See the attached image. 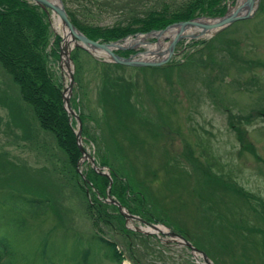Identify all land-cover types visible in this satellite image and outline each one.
<instances>
[{
  "label": "rangeland",
  "instance_id": "rangeland-1",
  "mask_svg": "<svg viewBox=\"0 0 264 264\" xmlns=\"http://www.w3.org/2000/svg\"><path fill=\"white\" fill-rule=\"evenodd\" d=\"M161 1L91 0L90 4L84 0L70 8L85 22L107 27L144 15ZM259 1L262 5L251 18L233 25L220 43L194 56L196 64L202 58L206 61L205 68L185 65L168 78L161 71L114 73L132 83L130 117L125 108L121 119L113 110L109 111L112 118L106 119L99 100L102 69L92 61L101 58L81 51L80 85L71 88V98L80 93L85 118L81 129L87 137L81 136L80 145L101 170L111 173L113 167L124 175L123 181L132 191L141 192L148 201L143 209L146 217L132 215L187 235L215 264H264L261 238L249 237L253 232L244 224L245 220L249 225L248 221L257 223L254 217L260 226L262 221L230 186L235 182L264 203V116L260 114L264 111V0ZM49 22L51 31L62 36L51 15ZM154 39L147 38L148 45L133 48V56L139 59L147 54V47L157 43ZM209 40H180L168 64H182L186 54L203 48L198 43ZM169 42L163 40L164 45ZM58 75L66 86L67 74L59 70ZM0 88H9L2 95L15 96L9 94L14 90L1 69ZM23 108L24 116L14 122L0 106V153L15 166L4 172L10 179H0V237L11 245L10 252L1 254L0 264H205L186 247L172 243L161 229L144 235L137 229L148 227L131 220L124 221L125 229L137 235L122 234L113 225L94 226L75 183L82 184L88 171L94 170L91 162L81 157L77 165L80 176L76 181L69 178L64 170L67 159L54 138L38 127L26 105ZM244 144L255 155L243 149ZM100 150L109 166L99 165ZM9 187L39 203L32 204V210L28 204H7L3 197ZM88 188L91 192L93 188L88 185L85 189L90 205L94 196ZM111 200L105 197L102 202L113 205ZM95 236L113 242L123 261L109 260L106 255H113L112 248L92 241Z\"/></svg>",
  "mask_w": 264,
  "mask_h": 264
},
{
  "label": "trees",
  "instance_id": "trees-1",
  "mask_svg": "<svg viewBox=\"0 0 264 264\" xmlns=\"http://www.w3.org/2000/svg\"><path fill=\"white\" fill-rule=\"evenodd\" d=\"M83 1L62 0L68 18L73 26L88 39L101 43L119 41L127 36H133L136 33L162 30L174 23L203 16L211 19L223 17L227 13L229 5L233 6L235 4V0H162L159 2L158 8H154L144 13V15L134 16L124 23H115L112 26L101 27L89 24L80 19L77 12L70 8L72 5L81 4ZM167 1H171V3L166 4ZM88 2L92 4L91 0H88ZM261 5L262 2L259 6ZM237 23L239 24V22H236L223 32H220L208 44L207 42L198 43L204 47L196 51L195 54H186V61L182 64H166L165 66L153 68H131L113 63H103L92 59L93 63L99 65L102 69L99 100L100 104L105 108L106 119L112 118L109 112L110 110L120 114V119L125 108L129 117L133 114V109L128 98L131 93L132 83L126 81L120 75H114V73L119 71L123 72L125 69L147 70L151 72L161 71L165 72V77L168 78L169 75H173L174 70H180L185 65L195 66L194 68L198 70L205 68L207 67V64H205L206 61L202 58L199 61L201 63L196 64L197 61L193 60L194 56L204 51V49H210L213 45L215 46L220 43L227 36L224 34ZM240 23L244 22L240 21ZM60 42L61 37L54 35L51 31L48 14L40 7L32 4L29 0H0V69L9 77L13 87L14 91L9 94L15 95L14 97L2 95L8 93L9 88L4 90L0 88V106L6 108L11 119L16 122L17 118L21 119L24 116L26 110L23 106L25 107L26 105V109L31 113L38 127L54 138L57 147L67 159L66 164H64L66 174H68L69 178L72 177L76 181L80 176L77 171V165L81 158V152L76 144L74 128L76 121L70 120V117L63 107L62 90L64 84L62 83L61 75H58L59 67L57 66L59 62ZM228 44L236 46V42L228 41ZM81 51L83 50L75 48L70 54L75 70L74 82L77 86L80 85L79 53ZM132 53L133 51H116V54L123 57H127ZM207 58L212 57L208 55ZM235 62L238 63L237 61ZM213 63L216 62L213 61ZM55 68H58V70H55ZM70 103L73 109H77V114L83 125L85 118L80 111V93L79 95L78 93L75 94L70 99ZM262 113L264 111L260 112L261 115H263ZM129 117L128 119L131 120ZM15 126L18 125L15 123ZM230 126L237 131L241 140H245L244 134L239 128L231 123ZM81 135L85 138L87 137L85 131L82 134V130ZM242 148L249 150L253 153L252 155H255L254 150L249 144H244ZM99 154L101 155V150ZM101 158L102 162L99 163L100 166L110 165L105 155H101ZM1 159H4V161ZM8 166L12 168V171L15 168L13 164L6 160L5 154L0 153V179L3 181L10 179V175L7 176L4 174ZM110 169L112 184L109 191L111 196L129 213L140 215L144 218L143 209L145 208V204L148 203L144 194L132 191L129 185L123 181L125 179L124 175L119 174L113 167H110ZM216 178L218 179V177ZM75 183L76 188L84 196L86 209L90 213L94 226H98V224L103 227L105 225H113L122 234L137 235L125 229L124 219L118 213L116 206L102 202L106 197L109 186V180L105 176L99 175L94 170H90L86 174L82 184ZM88 185L93 188L92 192L89 188L88 191L94 196V201L90 205L88 204V193L85 191ZM230 186L233 190L232 192L245 201L247 208H250L253 214L259 216L264 225V217L258 210V205L260 207V204L257 203L258 199L235 185ZM128 189L130 191L127 193ZM3 199L7 204H28L26 206L30 210L34 209L32 204L39 203V201H35L34 199H26L23 192H17V190H12L10 187L9 191L4 194ZM255 220L257 221V219ZM244 224L247 230L259 234L264 240V232L260 227L249 225L246 220ZM140 238L143 240L149 239L141 235ZM92 241L97 242L103 248H112V256L105 254L109 260L123 261L122 253L116 250V245L113 242L99 236H95ZM261 244L264 245L262 240ZM10 250L11 245L8 241L0 237V258L2 253L6 255ZM134 263L137 264L136 261Z\"/></svg>",
  "mask_w": 264,
  "mask_h": 264
},
{
  "label": "water",
  "instance_id": "water-1",
  "mask_svg": "<svg viewBox=\"0 0 264 264\" xmlns=\"http://www.w3.org/2000/svg\"><path fill=\"white\" fill-rule=\"evenodd\" d=\"M30 1L34 4H36L37 6H39L42 10H44V11H46V12L57 17L62 28L65 29L68 32V34L71 36L70 50H72L73 48H82L91 54H93V50H101V51L103 50L106 53V58H107V59H102V61H104V62L115 63V64L127 66V67H140V68H142V67H160L169 61L170 57L172 56V54L174 52L175 46L177 45V43L180 40H183V39L196 40L197 39L196 36H190L189 38L182 36L181 33L187 27H200L205 31L215 29L214 32H212V34H211V36H214L219 31H222L223 29L227 28L228 26H230L231 24H233L237 21L246 20V19L251 18L253 16L255 10L257 9L258 5H259V0H245L244 6L236 9L232 13H230V10H228L227 13L223 17H218V18H214V19L200 17V18L191 19L188 21L174 23L172 25L167 26L163 30L151 31V32H148L146 34H138V35H142L144 37H149V36L153 37V35L162 34L163 32H165L166 30H168L169 28H172V27H179V29H180V33L177 34L169 42V44L167 46L166 54L161 55L160 59L164 56V58H162V60L144 61V60H140V59H135L134 56H130L128 58L121 57V56H118L117 54H115V52H114L115 50H119V51L131 50V49L135 48L136 46H133V45L132 46H124L123 44L120 43V41L112 42V43H100V42L92 41V40L88 39L87 37H85L69 21L67 13L64 9V6H63L61 0H57V4H55L49 0H30ZM244 9H246L245 12H244ZM241 10H243V13H241ZM201 19L216 20L218 22L215 24H212V25H205V24H200L198 22ZM154 38L157 40L156 37H154ZM62 44H63V40L59 46L60 64H61L60 68L62 70L63 66H65L67 74H68V85L64 88L63 94H62L64 108L69 115L75 117L78 121V125H77L78 130L76 133V142H77L78 148H79L83 158L88 159L92 164V168L95 171H97L100 175L107 177L109 179V184L111 185L112 181H111L110 175L108 173H105L104 171H102L100 167L96 166L94 159L90 155H88L86 153V151L84 150V148H82V146L80 145V142H81V122L69 104L70 103L69 98H70V94H71V88L74 84L73 71L71 70V66H70L71 60L69 58V50H66V48H64L62 46ZM93 56L95 58H98L94 54H93ZM63 57H64V59H63ZM107 197H108V200H111V196H110L109 191L107 192ZM111 202L118 208L119 213L124 217V219L126 221L127 220L137 221V222L142 223V224H144V225H146L152 229L159 230L157 225L150 224V223L138 218L137 216L129 214L124 208H122V206L117 201L111 200ZM137 230L142 232V233H145V234L149 233V232H143L140 229H137ZM150 234H152V233H150ZM164 234L167 235L168 237H170L172 242L190 249L194 256H200L205 264H214V263L209 261V259L207 258V256L203 252H201L200 250L193 247L191 245V243L189 241H187L184 237L180 236L179 234H177L173 231H168L167 233H164Z\"/></svg>",
  "mask_w": 264,
  "mask_h": 264
},
{
  "label": "bare ground",
  "instance_id": "bare-ground-1",
  "mask_svg": "<svg viewBox=\"0 0 264 264\" xmlns=\"http://www.w3.org/2000/svg\"><path fill=\"white\" fill-rule=\"evenodd\" d=\"M55 4H57V0H49ZM245 0H237L236 7L230 10V13L234 12L236 9L241 8L244 6ZM246 9H244V12ZM241 13H243V10H241ZM54 24L56 25V30L61 31L62 37H63V44L62 46L66 48V50H69L70 48V40L71 36L68 34V32L62 28L61 24L59 23L58 19L56 17H53ZM200 24H205V25H212L217 23L218 21L216 20H207V19H201L198 21ZM215 29L213 30H208L205 31L200 27H187L181 34L184 37L189 38L190 36H196L197 38H203V37H209V35L214 32ZM180 33L179 27H172L163 32L162 34H155L153 37L157 38V43L156 45L149 46L148 48V53L147 54H142L140 57V60L148 61V60H155V59H160L161 55L166 54L167 46L168 44L164 45L163 43L164 39H173L177 34ZM152 37V36H149ZM146 38L144 36H137L136 38H128L123 42L124 46H145L148 44L146 43ZM93 54L96 55L98 58L102 59H107L106 58V53L102 50H93ZM153 54V58H151V55ZM156 56V57H155ZM64 59V57H63ZM262 204H260V207L258 210L262 208ZM257 210V211H258ZM160 229L163 232H166L167 230L165 228L160 227ZM155 229H145L141 230L143 232H154Z\"/></svg>",
  "mask_w": 264,
  "mask_h": 264
},
{
  "label": "flooded vegetation",
  "instance_id": "flooded-vegetation-1",
  "mask_svg": "<svg viewBox=\"0 0 264 264\" xmlns=\"http://www.w3.org/2000/svg\"><path fill=\"white\" fill-rule=\"evenodd\" d=\"M258 203V202H257ZM258 204H262L263 206H262V208L259 210L261 213H262V216L264 217V203L263 202H259ZM259 206V205H258ZM254 217V216H253ZM258 218L261 220V218L258 216ZM254 219H256L255 217H254ZM262 221V220H261ZM257 222V221H256ZM252 225H255V227H260L262 230H263V232H264V225L262 224V226H260L259 225V223L257 222V223H254V222H250ZM263 243H264V240H263Z\"/></svg>",
  "mask_w": 264,
  "mask_h": 264
}]
</instances>
